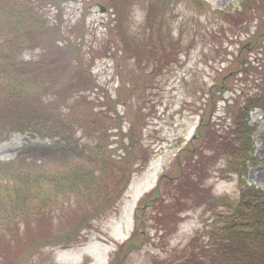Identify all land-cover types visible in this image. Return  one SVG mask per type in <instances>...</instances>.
Returning <instances> with one entry per match:
<instances>
[{"label": "rangeland", "instance_id": "374dc122", "mask_svg": "<svg viewBox=\"0 0 264 264\" xmlns=\"http://www.w3.org/2000/svg\"><path fill=\"white\" fill-rule=\"evenodd\" d=\"M54 1L60 9L47 3L46 23L50 26L59 23L60 31L46 30L44 44L36 50H26L24 57L38 59L39 52L49 59L54 55L63 62L59 67L62 80L67 82L71 77L81 90L83 73L76 69L72 72L66 62L69 53L74 54L72 66L82 61V67L88 71L85 88H92L85 94L101 106H94V110L108 111L111 100L115 102L120 127L113 131L117 136H104L109 141H123L131 157L139 151L146 154L142 169H138L139 160L126 157V152L113 143L109 148L115 149L114 159H122L119 165L129 162L133 171L129 177L117 174L107 181L106 189L117 187L122 192L120 196L109 201L104 212L78 231L69 227L70 214L74 208L88 205L85 201H74V208L61 218L40 219L41 223L24 235L26 242L22 246L16 244V248H20L19 253L27 252L32 235L39 237L45 230L47 240L36 249L29 264H109L113 260L116 264H151L154 259L179 255L194 236L199 235L200 240L207 238L206 232L218 210L208 207L206 202L190 209L189 200L178 191V184L186 180L187 159H194L195 155L203 161L206 157H200L201 154H213L212 149L203 145L208 130L216 129L230 137L234 136L232 128L239 125L238 134L243 137L241 126L248 119L254 156L259 161L257 166H249L246 181L264 190V113L253 106L250 118L242 114L258 84L264 86V36L259 30L264 15H250L252 19L243 22L232 35L226 31L225 22L217 23L213 10L230 8V12H240L239 1L204 0L212 8L206 11L178 0L170 5L173 8L169 11L164 10L165 14L159 12L154 34L144 41L145 4H134L116 26L115 15L109 9L101 13L98 0ZM67 46H75L79 52ZM56 48L69 53L53 52ZM48 75L54 79L56 71L51 69ZM58 83L63 82L57 79L55 84ZM95 135L92 132L80 139L91 141ZM229 141L215 152L217 164L209 163L208 167L205 164L200 169L211 194L219 198H236L240 186L239 174L234 164L228 162V150L234 146H229ZM28 142L33 145L50 141L13 134L0 142V162L15 158ZM149 196L157 198L148 201ZM143 198L145 201L141 202ZM159 202L172 209L161 226L156 220L160 217H156L160 213ZM67 229L73 230L71 237L56 239L66 234ZM40 241L43 239L39 238ZM12 249L15 250V244ZM28 260L19 255L17 259L16 255L0 264H28Z\"/></svg>", "mask_w": 264, "mask_h": 264}, {"label": "trees", "instance_id": "16d2710c", "mask_svg": "<svg viewBox=\"0 0 264 264\" xmlns=\"http://www.w3.org/2000/svg\"><path fill=\"white\" fill-rule=\"evenodd\" d=\"M176 1L98 0L115 15L116 26L122 15H126L134 4H145L144 41H149L154 34V22L159 12L165 14ZM184 1L194 8L212 10L204 0ZM238 1L242 8L240 12H230V8L213 10L219 20L217 23L225 22L228 25L226 31L232 35L243 22L252 19L250 15H264V0ZM47 3L60 9L54 0H0V142L16 133L25 134L29 140L50 141L33 145L28 142L15 158L0 162V261L13 259L16 255L18 259L19 255L21 259H29V264L36 249L41 248L44 240H47L46 231L43 230L39 237L32 235L25 253H19L20 248H16V244L22 246L23 241L26 242L24 235L35 224L41 223L40 219L61 218L74 208V201H85L88 206L74 208L72 216L70 214L69 227L78 231L86 222L104 212L109 201L120 196L122 192L116 190L117 187L106 189L107 181L116 178L117 174L129 177L133 171L129 162L119 165L122 159H114L112 151L115 149L109 148L113 143L126 152V157L139 160L138 169H142L146 154L139 151L131 157L123 141L107 140L108 136H117L113 131L120 127L115 102L111 100L108 111L97 113L94 110V106H101L85 94L87 89L92 88H85L89 82L88 71L82 67V61L76 67L72 66L74 54L72 56L63 48L53 50L69 53L66 62L72 72L76 69L83 73L85 79L81 85L85 89L78 90V83H73L71 77L67 82L62 80L59 67L63 62L54 55L49 59L44 52H39L38 59L34 56L24 57L26 50H36L44 44L46 30L60 31L59 23L54 26L46 23ZM261 25L259 30L264 36V22L262 24L261 21ZM174 42L178 43V40ZM67 47L79 52L75 46ZM150 48L155 49L154 46ZM75 58L80 60L76 55ZM51 69L56 71L54 79L63 83L55 84L56 80L48 75ZM253 106L264 110V86L260 84L247 99L242 114L248 116ZM247 120L241 126L245 133L243 137L238 134L239 125L232 128L234 136L230 137H225L216 129L208 130L203 145L212 149L213 154H201L200 157H206L203 161L195 155L194 159L189 157L186 180L184 184H178V191L190 201L187 204L190 208L206 203L210 208H218L206 232L207 238L200 240V236L196 235L181 254L154 259L151 264H264V190L246 181L249 166H257L259 161L254 156ZM101 131L106 132L101 134ZM92 132L97 133L93 140L81 141L80 138L89 137ZM228 140L229 146L234 145L233 149L228 150V162L234 164L240 186L236 198H219L211 194V189L206 185L207 179L200 175V169L205 164L206 167L209 163L217 164L215 152L223 149V143L227 144ZM118 184L121 183L118 181ZM158 207L160 213L157 212L156 217H160L156 220L161 226L162 219L172 209L161 202ZM73 233V230L67 229L66 234L56 239L64 240L66 235L71 237ZM39 238L43 241L38 242ZM14 244L15 250L12 249ZM109 264H116V260Z\"/></svg>", "mask_w": 264, "mask_h": 264}, {"label": "water", "instance_id": "95a60500", "mask_svg": "<svg viewBox=\"0 0 264 264\" xmlns=\"http://www.w3.org/2000/svg\"><path fill=\"white\" fill-rule=\"evenodd\" d=\"M100 11L101 12H104L105 11V8L104 7H100Z\"/></svg>", "mask_w": 264, "mask_h": 264}]
</instances>
